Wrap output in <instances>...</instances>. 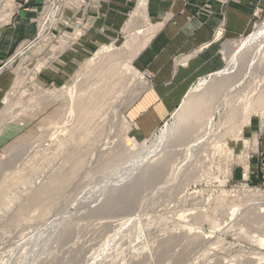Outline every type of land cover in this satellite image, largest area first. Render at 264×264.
<instances>
[{"label":"rangeland","instance_id":"rangeland-1","mask_svg":"<svg viewBox=\"0 0 264 264\" xmlns=\"http://www.w3.org/2000/svg\"><path fill=\"white\" fill-rule=\"evenodd\" d=\"M102 8L0 0V23L12 11L0 26V264H264V53L251 64L250 46L235 73L214 79L228 67L224 47L259 30L264 9L193 84H225L203 117L179 125L180 106L144 135L130 112L154 74L138 65L144 48L127 63L125 44L140 40L131 16L116 42H92ZM16 31L28 36L9 48ZM163 130L168 140L144 159Z\"/></svg>","mask_w":264,"mask_h":264},{"label":"crops","instance_id":"crops-1","mask_svg":"<svg viewBox=\"0 0 264 264\" xmlns=\"http://www.w3.org/2000/svg\"><path fill=\"white\" fill-rule=\"evenodd\" d=\"M140 1L102 0L101 15L105 18L106 26L97 24L92 42H101L100 39L116 42L124 30L127 18H132ZM145 1L147 19L138 24L141 27H135L143 32L138 35L139 39L146 40L138 51L139 53L144 48L139 55L138 65L142 70L154 74V83L140 95L130 116L138 122L142 133L149 135L178 107H182L190 94L195 93L199 85L191 92L190 90L197 80L215 70L218 50L224 45V39H236L250 30L253 11L256 8L264 9V0ZM12 2L14 6L15 0ZM11 16L12 11L4 23H7ZM4 23L1 22L0 26ZM30 24L31 22L20 25L26 29L31 27ZM100 28L106 30V33L100 34ZM137 29L133 33L136 34ZM27 36L25 31H16L14 39L6 42L10 43L9 48L15 47ZM238 43L232 42L224 47L226 64ZM223 71L218 72L214 79H223ZM215 94L214 92L211 98L214 99ZM210 102L212 101L206 105Z\"/></svg>","mask_w":264,"mask_h":264},{"label":"bare ground","instance_id":"bare-ground-1","mask_svg":"<svg viewBox=\"0 0 264 264\" xmlns=\"http://www.w3.org/2000/svg\"><path fill=\"white\" fill-rule=\"evenodd\" d=\"M9 1H11V0H6V2H9ZM59 5V4H58ZM57 11V5L55 6V8L54 9H51L48 13V19H51V21L53 20V17H54V15H55V12ZM146 11H147V6H146V3L144 2L143 3V0H142V2H141V4H139V7H138V9L132 14V18H131V20H130V22H129V28L127 29V31L129 32V33H132L135 29H137V28H135L136 27V25H138V24H140V23H143L146 19H147V14H146ZM53 22V21H52ZM149 24V23H148ZM50 26V25H49ZM44 30L45 31H43L42 32V34H41V36H40V38L42 39V38H44L45 37V35H46V33H47V31H49V29H47L46 28V26H45V28H44ZM143 30V29H142ZM143 32L140 30V29H137L136 30V36L135 37H132V36H130V39L132 40V38H136V41H137V39H139V36L138 35H141ZM47 36V35H46ZM130 40V41H131ZM135 41V42H136ZM139 42L138 43H136V44H131V42H128L127 44H125V46H124V48L125 49H131L132 48V52L130 53V56L129 57H126L127 59V63L128 64H130V62H131V60H132V58H133V56L135 55V53H134V51H136L135 49H139V48H142V46L144 45V41H141V40H138ZM132 42H133V40H132ZM256 44H258V48H257V52H256V55H255V57L253 58V60H252V64L253 63H256V61H257V59H258V57H259V55H261V54H263L264 53V25L259 29V30H257L256 32H252L249 36H248V38L246 37V39L245 40H243V42H241L240 44H238V45H236V48H235V50H234V52L232 53V54H230L229 55V60H228V67L223 71V76H224V74H226V76H231L233 73H235L238 69H239V67H240V65H241V61H240V56H241V54L246 50V49H248L250 46H253V45H256ZM29 46V45H28ZM29 48L30 47H28V48H25V49H22V50H20L19 52H18V54L16 55V58L17 57H19V56H22V55H24V54H26V52L27 51H29ZM110 56H113V55H111V54H109ZM108 55V56H109ZM125 55V54H124ZM262 56V55H261ZM16 58H14V60L16 59ZM250 67V66H249ZM235 75V74H234ZM227 81H230L229 79H227ZM230 83V82H229ZM224 82H216V83H208V81L207 80H204V81H202L201 83H200V85L196 88V91L195 92H197L198 90H200V89H202V88H204L205 86H206V88L204 89V92L202 93V95H198V96H194V95H192V94H190L189 96H188V98L185 100V102H184V104L182 105V108H181V111L178 113V116H177V121H178V124L180 125L181 123H188L190 120H192V119H201L202 117H203V115H204V107H205V105H206V103L207 102H209V101H212V99L213 98H211L212 96L211 95H213V93L214 92H216L218 89H220V87L221 86H223L224 87ZM200 92V91H199ZM61 94V93H60ZM201 94V93H200ZM72 102V101H71ZM261 104L262 105H264V97H263V100L261 101ZM92 116L90 115V112L89 111H84V114H83V117H82V123L83 124H86V123H88V122H90V121H92ZM212 124H213V118L211 117L210 118V120H209V126H212ZM167 129H168V127H167ZM167 131V130H166ZM170 131V130H169ZM161 133L162 134H160L161 136L160 137H158L157 139H155L154 140V143L150 146V147H147L146 149H145V154H146V157L144 156V159H149L152 155H154L156 152H158L162 147H163V145H164V142L166 141V138H167V133L163 130V132L161 131ZM170 134V133H169ZM171 134H172V132H171ZM173 135H175L174 133H173ZM171 138V137H170ZM167 140H168V138H167ZM205 140V139H204ZM142 155V154H141ZM138 157V156H137ZM142 157V156H141ZM185 157V156H184ZM189 157V156H188ZM135 159V158H134ZM139 159H140V157H139ZM136 160V159H135ZM138 160V159H137ZM136 160V161H137ZM141 160V159H140ZM132 161H134V160H132ZM140 163H142V165H143V163H144V161L143 160H141V161H139ZM146 162V161H145ZM136 163V162H135ZM134 163V164H135ZM138 163V162H137ZM136 163V164H137ZM139 163V164H140ZM135 164V165H136ZM185 164V163H184ZM133 165V164H132ZM138 167H140L139 165H137ZM131 168H136V166L135 167H131ZM128 169V168H127ZM119 170H120V168H119ZM126 170V169H125ZM138 170V169H137ZM151 170H155V168H152ZM134 171H136V169L134 170ZM133 171V172H134ZM119 172V171H118ZM117 172V173H118ZM128 172H129V170H128ZM130 174V173H129ZM115 176H118V175H115ZM112 176H110V178H111ZM119 177H122L120 174H119ZM132 177V176H131ZM108 178V177H107ZM109 178V179H110ZM113 178H115V177H113ZM118 178V177H117ZM117 178H116V180H117ZM119 179H121V178H119ZM111 182H110V185H111V183H112V181L113 180H110ZM115 181V180H114ZM113 181V182H114ZM106 182V181H105ZM108 184H109V182H108ZM105 185V184H104ZM96 186H94L93 188H95ZM98 187H100L99 185H98ZM108 187H110L109 185H108ZM104 188H106V185H105V187ZM91 190H92V188H91ZM90 190V191H91ZM94 190V189H93ZM90 191L88 192V193H90ZM101 191V190H100ZM93 192H95V191H93ZM101 193H104V190H103V192L101 191ZM92 194V197L95 195L96 196V194H94V193H92V191H91V193H90V195ZM87 195V194H86ZM90 195H87V196H89L90 197ZM98 196H100V195H98ZM103 196V195H102ZM81 197V196H80ZM83 198V197H82ZM85 198V197H84ZM83 198V199H84ZM81 199V198H80ZM86 200L88 199V198H85ZM82 200V199H81ZM86 200H84V201H86ZM77 202V201H76ZM80 203H82V202H80ZM111 203V202H110ZM111 205V204H110ZM109 206V204H107L105 207H108ZM112 207H114V206H112ZM109 208V207H108ZM75 211V210H74ZM78 211V210H77ZM81 212V211H80ZM263 212V211H262ZM264 213V212H263ZM67 215V214H66ZM66 218V217H65ZM50 225H52L53 226V223H51ZM56 226V225H55ZM46 228H48V226L46 227ZM41 229V228H40ZM49 229V228H48ZM124 229V228H123ZM46 230V229H45ZM55 230V229H54ZM40 231V230H39ZM43 231V230H42ZM42 231L41 232H38V233H41V234H38L39 236L41 235V237H42V234L44 233V231H43V233H42ZM46 232V231H45ZM45 234V233H44ZM36 235V234H35ZM37 235V236H38ZM32 236V235H31ZM35 237V236H34ZM52 237V236H51ZM50 237V238H51ZM33 238V237H32ZM32 238H30V239H32ZM38 239H39V237H37ZM43 238V237H42ZM26 240H28V239H26ZM34 240V239H33ZM49 240V239H48ZM32 241V240H31ZM23 243V242H22ZM115 243V242H114ZM263 243H264V241H263ZM35 245V244H34ZM37 245V244H36ZM20 246V245H19ZM38 248H39V246H38ZM17 252V251H16ZM40 252V251H39ZM38 252V253H39ZM107 252V251H106ZM38 255V254H37ZM101 255V254H100ZM12 257V256H11ZM30 257V256H29ZM10 258V257H9ZM93 258V257H92ZM34 259V258H33ZM37 259V258H36ZM28 260V259H27ZM102 260V259H101ZM19 261V260H18ZM26 261V260H25ZM10 264V263H9Z\"/></svg>","mask_w":264,"mask_h":264}]
</instances>
